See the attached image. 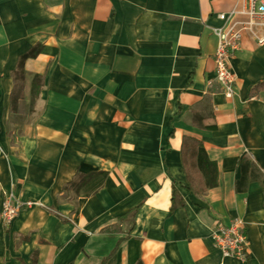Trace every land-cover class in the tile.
I'll return each instance as SVG.
<instances>
[{
  "label": "crops",
  "instance_id": "crops-1",
  "mask_svg": "<svg viewBox=\"0 0 264 264\" xmlns=\"http://www.w3.org/2000/svg\"><path fill=\"white\" fill-rule=\"evenodd\" d=\"M238 0H0V209L4 192L42 207L0 221V264H264V45L229 60L234 96L215 80L217 14ZM24 62L34 123L10 135L13 72ZM34 76L42 78L31 100ZM199 141L217 186L189 191L181 148ZM260 177L237 189L239 163ZM90 178L78 194L66 186ZM176 190L172 206V188ZM135 209V216L118 218ZM241 218L245 261L213 246L215 222Z\"/></svg>",
  "mask_w": 264,
  "mask_h": 264
},
{
  "label": "built area",
  "instance_id": "built-area-1",
  "mask_svg": "<svg viewBox=\"0 0 264 264\" xmlns=\"http://www.w3.org/2000/svg\"><path fill=\"white\" fill-rule=\"evenodd\" d=\"M227 12L217 14L221 22L212 31L217 36V46L213 56L215 80L220 84L226 98L234 96L236 74L229 66V60L241 49L244 37H249L258 46L264 45V0H238ZM0 209V221L8 228L19 213L33 206L42 207L40 202L19 200L11 192L3 193ZM213 246L224 258L241 261L247 259L248 239L245 224L241 218H234L228 223L215 222L210 232Z\"/></svg>",
  "mask_w": 264,
  "mask_h": 264
},
{
  "label": "trees",
  "instance_id": "trees-1",
  "mask_svg": "<svg viewBox=\"0 0 264 264\" xmlns=\"http://www.w3.org/2000/svg\"><path fill=\"white\" fill-rule=\"evenodd\" d=\"M41 51V46L37 45L33 47L30 51L23 54L17 63L16 70L13 72V79L16 83V90H14L11 99H10V111L16 112V107L19 104L20 100L24 98L23 94V86L25 82V72H24V62L26 59L35 58ZM42 78L40 76H34L32 81L31 88V100L35 99L38 95L39 89L42 86ZM260 90H264V81L260 82L256 86L250 89V94H254L259 92ZM181 158L182 165L184 167L186 180L189 186V191L195 194H202L203 192L212 189L217 186V167L216 164L209 160L206 155V152L202 146V144L190 137H185L183 139L182 148H181ZM239 168L241 170V177L236 182L237 189L240 190V186H244L246 183V177L248 176L250 180H256L260 177L258 170L256 167L245 157L240 160ZM90 178L100 179V182L91 188V192L94 193L98 190L102 181L106 178L105 172H95L90 173L88 175H83L80 173H76L73 177L72 181L66 186V189H71L79 193V191L84 188L85 184L88 183ZM175 197L176 190L172 188V206L171 209L175 207ZM136 210L133 209L127 214L118 218L119 221L124 219H130L135 216ZM122 240H120L116 246L111 250V252L106 256L100 264H114L116 258V252ZM35 264V258L33 259V263ZM137 264H141V262H137Z\"/></svg>",
  "mask_w": 264,
  "mask_h": 264
},
{
  "label": "rangeland",
  "instance_id": "rangeland-1",
  "mask_svg": "<svg viewBox=\"0 0 264 264\" xmlns=\"http://www.w3.org/2000/svg\"><path fill=\"white\" fill-rule=\"evenodd\" d=\"M15 114L10 118L9 130L10 135H19L23 133V129L27 126H31L34 123V113L33 109L29 108L26 104L19 102L16 107Z\"/></svg>",
  "mask_w": 264,
  "mask_h": 264
}]
</instances>
